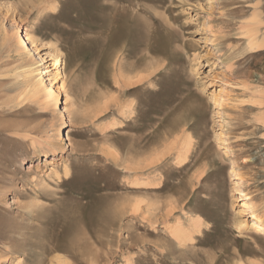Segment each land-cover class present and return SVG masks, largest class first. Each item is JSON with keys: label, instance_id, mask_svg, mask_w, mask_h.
Wrapping results in <instances>:
<instances>
[{"label": "rangeland", "instance_id": "rangeland-1", "mask_svg": "<svg viewBox=\"0 0 264 264\" xmlns=\"http://www.w3.org/2000/svg\"><path fill=\"white\" fill-rule=\"evenodd\" d=\"M252 213L264 0H0V264H264Z\"/></svg>", "mask_w": 264, "mask_h": 264}, {"label": "bare ground", "instance_id": "bare-ground-1", "mask_svg": "<svg viewBox=\"0 0 264 264\" xmlns=\"http://www.w3.org/2000/svg\"><path fill=\"white\" fill-rule=\"evenodd\" d=\"M52 57H53L52 70L54 72L45 70L46 71L45 74L47 76H49L48 77V82L49 83H48L47 87H43V82L39 78L40 75L39 74L38 75L35 74V73H37V70H32L31 73L34 74L33 79L36 80V82L34 83L33 90H35L36 92H41L42 91L41 92L42 96L45 99H48V100L50 99L47 102V107L52 109L53 114L58 117L57 123H56V127H55V136L56 137H55L54 142L52 144L53 147L58 149L59 144L63 141L62 129H63L64 125L67 124V121H65L64 118H63V115H62V112H61V106H60V103H59V93H60L61 88H63L65 86V81H64V78H63V72L61 70L62 69V61L60 59V56L58 55V56H52ZM59 83H60V86L57 85ZM226 86H227V84H226ZM225 88L226 87L221 85L219 90H218V94L215 95V98H216V101H217L218 105H225L228 102V100H229V96H228V93H226ZM217 136L222 141L223 144H228L230 142L227 134L224 131H222V130H219L217 132ZM66 140H68V139L66 138ZM45 164H46V166L47 165H52V162H51V160H45ZM53 173L56 174L55 171H53ZM239 176H240V173H239ZM10 192H11L10 196L13 195L11 199L13 201L16 200V196H17L16 188L15 187H11ZM239 193L247 201L252 199V195L251 194H246L243 191H239ZM250 218L252 219V223H250V225L253 228V230L258 232V233H263L264 234V230H263L264 229V224H263V220H262L263 219V214L259 215V214L252 213ZM58 262H60V261H58ZM12 264H17L16 260H14Z\"/></svg>", "mask_w": 264, "mask_h": 264}]
</instances>
